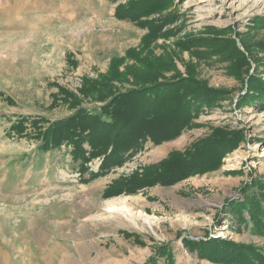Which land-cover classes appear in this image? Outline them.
I'll use <instances>...</instances> for the list:
<instances>
[{"label":"rangeland","instance_id":"obj_1","mask_svg":"<svg viewBox=\"0 0 264 264\" xmlns=\"http://www.w3.org/2000/svg\"><path fill=\"white\" fill-rule=\"evenodd\" d=\"M130 1L139 0H122ZM115 6L0 0V264H228L190 250L187 240L251 244L264 257V216L261 227L248 212L247 223H238L233 206L224 207L264 195V94L247 93L251 78L264 84V0H169L141 18L157 29L156 39L116 20ZM149 78L193 79L226 94L177 139L148 140L106 170L104 156L89 158L87 142L84 157L68 141L41 149L48 122L73 112L76 100L69 105L60 89L94 111L100 104L80 93L85 86L119 90ZM217 129L232 131L235 146L217 170L105 197L117 179ZM113 203L120 213L108 211ZM139 212L154 231L134 228ZM246 264L261 263L252 257Z\"/></svg>","mask_w":264,"mask_h":264},{"label":"trees","instance_id":"obj_2","mask_svg":"<svg viewBox=\"0 0 264 264\" xmlns=\"http://www.w3.org/2000/svg\"><path fill=\"white\" fill-rule=\"evenodd\" d=\"M109 1L118 3L115 7V17L118 20L133 22L142 29L148 28L147 33L152 38L158 37L155 36L159 35L157 29L141 18L161 12L169 6V0H139L125 4L122 0ZM117 65H112V72L113 69L117 72ZM104 80L108 88H113L108 77L105 76ZM249 83L250 89L247 93L264 94V84L257 87L258 82L253 78ZM90 85L82 88L80 93L84 97L93 98L100 105L91 111L84 107L79 97L60 89V92L69 95V105L70 99L76 100L72 105L73 112L65 121L48 122L52 127L45 130L43 135L40 134V142L43 144L41 149L57 147L62 141L72 142L76 147L75 153L83 157L86 156L83 144L87 142L92 149L90 159L104 156V164L100 170L121 163L125 155L148 140L160 145L177 139L184 131L193 128L197 113L202 108L217 107L218 101L226 94L209 89L206 83H198L188 78L167 81L149 78L145 82L119 90L114 88L101 91L97 82ZM234 149L232 131L229 133L217 129L211 136L196 142L186 151H174L160 163L145 166L141 173L136 172L129 178L117 179L105 191V197L123 192L135 194L138 190L155 185L166 187L193 175L217 170L226 154ZM262 200L264 201V195H246L243 203L237 205V202L228 201L224 207L226 209L233 206L232 211L239 216L238 223H247L244 212H248L253 224L261 227V216H264L260 203ZM185 245L190 250H196L219 262L246 264L253 257L264 264V257L251 244L228 240H187Z\"/></svg>","mask_w":264,"mask_h":264},{"label":"bare ground","instance_id":"obj_3","mask_svg":"<svg viewBox=\"0 0 264 264\" xmlns=\"http://www.w3.org/2000/svg\"><path fill=\"white\" fill-rule=\"evenodd\" d=\"M117 205V203L116 204H114L113 203V205H111L109 208H108V211L110 212V213H120V210H119V207L118 206H116ZM140 218V220H142L143 219V224L142 225H140V222H137V220ZM131 221V224L132 225H134V228H136V229H138V230H142V229H144V226H147V228L149 229V230H152V231H154V222L150 219V217L148 216V215H146V214H144V213H142V212H139L138 213V215L137 216H134L133 215V217H131V219H130Z\"/></svg>","mask_w":264,"mask_h":264},{"label":"crops","instance_id":"obj_4","mask_svg":"<svg viewBox=\"0 0 264 264\" xmlns=\"http://www.w3.org/2000/svg\"><path fill=\"white\" fill-rule=\"evenodd\" d=\"M109 1V0H108ZM116 6H117V4H116ZM115 6V7H116ZM113 17L116 19V20H118L116 17H115V8H114V12H113ZM118 21H121V20H118Z\"/></svg>","mask_w":264,"mask_h":264}]
</instances>
